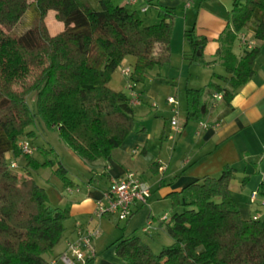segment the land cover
I'll list each match as a JSON object with an SVG mask.
<instances>
[{
  "label": "trees",
  "instance_id": "16d2710c",
  "mask_svg": "<svg viewBox=\"0 0 264 264\" xmlns=\"http://www.w3.org/2000/svg\"><path fill=\"white\" fill-rule=\"evenodd\" d=\"M121 1L99 0L96 10L89 0H0V264H50L47 257L70 217L69 205L48 204L28 171L32 155L18 147L26 127L40 118L57 127L64 143L86 163L105 159L135 126L129 93L108 86L111 74L132 56L129 82L144 84L149 70L170 59L174 8L146 1L158 10L159 21L144 25L138 11ZM49 11L63 24L54 34L47 25ZM243 30L264 42V0H233L213 60L224 67L223 76L215 74L224 85L186 86L187 118L202 119L214 93L229 105L254 75L260 46L248 47ZM186 35L191 50L185 57L201 62L206 38L192 31ZM235 42L241 53L233 49ZM29 93L34 94L33 110L26 101ZM138 93L141 100L142 87ZM7 153L15 160L9 163ZM21 155L27 165L19 172ZM55 172L66 179L62 165ZM233 174L226 167L217 177L201 176L170 192L171 207L181 211L160 220L172 243L154 253L136 233L121 237L115 246L121 264H264V217H242L230 192Z\"/></svg>",
  "mask_w": 264,
  "mask_h": 264
},
{
  "label": "crops",
  "instance_id": "0c3cea01",
  "mask_svg": "<svg viewBox=\"0 0 264 264\" xmlns=\"http://www.w3.org/2000/svg\"><path fill=\"white\" fill-rule=\"evenodd\" d=\"M146 1L148 0H138L137 3L142 7ZM155 1L159 5L169 7L175 4V0ZM120 4H123L122 1ZM50 14L55 15V13L49 11L47 14L48 28L50 27ZM52 17L55 18V16ZM58 24L52 27L57 29ZM240 34L248 47L259 45L260 53L255 62L254 75L236 91L229 105L221 99L211 98L212 105L208 108V113L199 120L186 117L185 104L184 113L180 115L178 122L179 132L171 140L168 138V131L170 132L171 128L169 127L168 131L162 128L159 139L165 141L166 145H159L158 151L150 158L147 156L150 135L143 123V116L146 114L143 112L148 105L147 100H155L156 95L150 89L146 91L142 88L140 103L133 105L134 108H138V111L134 112V120L137 124L123 143L114 148L105 159H99L91 164L82 159L79 160L90 176L86 177L84 190L79 192L81 198L70 202L71 222L66 225L61 240L54 247L52 254L47 257L50 264H64L56 258L66 251L68 241L75 239L74 230L75 224L78 223L77 218L91 213L94 217L95 203L103 197L110 179L124 175L128 171L136 172L150 186L151 196L156 189L157 200L168 202L166 198L170 192L180 190L201 176L217 177L224 168L231 167L234 169L232 179L240 175L242 181L241 186L237 184V181L234 184L230 181L229 185L231 195L238 203L242 217L248 218L255 214L264 217V207L255 204L254 209H247L239 204V197L237 198L232 193L234 190L237 195L244 193L246 186L250 193L264 182V155H262L264 151V42L256 41L249 31L243 30ZM238 53H241V48ZM214 63L223 67L217 60ZM218 75L223 76L224 74L218 73ZM127 91L130 92L129 86ZM174 112L178 111L174 110ZM7 155L8 153L6 157ZM161 159L165 162L163 163ZM148 171H150L149 178L145 175ZM98 172L102 178H105V183H101V176L100 180L96 179ZM261 199H264V196L259 195L256 202L261 203ZM154 204L155 200H152L151 203L147 201L146 204L138 206L134 214L126 220L127 224L122 237L137 233L138 230L145 233L150 229L160 230L162 215L158 219L159 227H155V222H153L155 215H152L151 209ZM89 219L91 222L92 217ZM149 221L151 222L150 227L144 231ZM161 229L165 231L164 228ZM91 263L98 264L96 256Z\"/></svg>",
  "mask_w": 264,
  "mask_h": 264
},
{
  "label": "rangeland",
  "instance_id": "374dc122",
  "mask_svg": "<svg viewBox=\"0 0 264 264\" xmlns=\"http://www.w3.org/2000/svg\"><path fill=\"white\" fill-rule=\"evenodd\" d=\"M89 1L94 9H100L99 0ZM114 2L120 4L121 0H114ZM187 2H189L188 6L186 5ZM125 6L128 10L136 9L144 25H150L159 21L158 10L154 7L147 6L146 11L142 12L140 11L141 5L138 3L127 4ZM232 7L233 0H175L173 6L175 15L172 18L170 59L160 68L156 67L149 70L144 84L135 86L137 91L142 87L146 91L150 89L156 95L155 100H147L149 106L147 105L145 112H143L146 113L143 116V123L146 125L147 132L150 135L147 155L150 158L158 151L159 145H166L165 141H160L159 139L160 130L164 128L165 131H168V128H171L170 120L176 118L179 122L180 115L184 113L186 86L202 87L208 84L209 81H216L224 85L223 82L217 79L215 74H225V70L220 65L215 64L213 60L216 58L217 37L219 32L227 25ZM52 16L55 15H49V32L54 34L63 29V24L58 20L56 21V18ZM56 23H59L57 29L52 27ZM188 31H192L197 36H205L206 38L201 62L190 61L185 57V54L191 50L189 39L186 35ZM233 49L236 52L239 51L238 42H235ZM207 62L210 63L208 64ZM133 65L134 58L127 56L111 74L108 86L115 91H122L127 94V87L130 85V82L128 76L122 73V69L126 67L132 68ZM14 86L16 88L19 87L18 84H14ZM168 97H171L175 102L173 104V111L172 104L167 102ZM26 101L31 110L35 109L33 93H29L26 96ZM174 109L178 112L175 113ZM135 111H138V108H134ZM169 135H172L171 130L170 132L168 131ZM20 140H25L34 148L31 154L34 162L29 164L28 171L36 183L44 189L50 206L63 208L70 205V202L81 198L79 192L84 190L86 177H89L90 174L88 176L87 170L79 161L81 159L60 138L57 127L48 126L42 119L37 118L26 127L25 134ZM169 142L172 143V141ZM6 158L9 163L11 160H15L12 153H8ZM161 161L165 162L162 159ZM16 162L18 168L15 170L19 172L27 165V159L23 155L19 156ZM51 163H53V166H51ZM59 165H62L66 169L65 177L67 180L55 172V168ZM149 173L150 171L145 174L148 178ZM100 176L101 174L99 173L96 179L100 180ZM235 177V179L231 180V183L234 184L237 181V184L241 186L240 175H236ZM101 183H105V178H102V176ZM69 188L72 189L71 192L68 191ZM245 190L244 193H240L239 195L235 193V190L232 192L234 196L239 197L238 201L240 205L247 207V209H254L253 206L255 204L264 207L260 202H252L250 200L251 192H248L247 186ZM254 190H257V188ZM155 191L156 189L153 191L151 199H148V202L151 203L152 200H155L154 208L152 207L151 209L152 215H155L154 225L155 227H159V216L166 214L169 220L174 211H181V208L174 210L168 198H166L168 202L158 201ZM259 195L261 194L259 193ZM91 217L92 221L90 222L89 218ZM70 222L71 218L69 217L65 221V226L70 224ZM77 222L83 228L99 230V234L93 238L98 264H121L120 259L115 255V246L117 240L123 236V230L127 224L126 220H119L114 214L104 215L99 219L95 216L93 217L91 213L90 215L82 216V218H77ZM161 225V228H164V223ZM161 228L160 230L150 229L146 233L138 230L136 233L142 241L149 245L154 253H159L163 247L172 243L171 237Z\"/></svg>",
  "mask_w": 264,
  "mask_h": 264
},
{
  "label": "built area",
  "instance_id": "2783aa9c",
  "mask_svg": "<svg viewBox=\"0 0 264 264\" xmlns=\"http://www.w3.org/2000/svg\"><path fill=\"white\" fill-rule=\"evenodd\" d=\"M125 4H135L138 0H123ZM189 5V2L186 4ZM147 6H142L141 11L145 12ZM122 73L129 77L131 70L130 67L122 69ZM136 84L130 81V102L132 105L140 103L139 93L135 91ZM213 98L221 99L219 93H214ZM169 104H175L171 97L167 98ZM174 107V106H173ZM175 110V109H174ZM172 135L168 138L173 140L175 135L180 130V125L176 118L170 120ZM18 147L23 154H32L34 148L25 140H19ZM135 152V151H134ZM264 155V151H262ZM12 167L16 166L15 162L11 163ZM69 192L72 189H68ZM264 196V182L260 184L257 190H253L250 194V200L252 202L257 200L258 194ZM151 196L150 186L134 171H128L124 175L112 177L109 181V185L103 197L96 201L94 215L97 218H101L104 215L114 214L119 220H127L132 212L135 211L138 206L147 203ZM261 204L264 205V199ZM260 214H255V218ZM161 220H167L168 216L163 214L160 217ZM151 222H147L144 231H147ZM76 237L72 241H68L66 251L57 256L56 259L62 261L64 264H87L88 261L93 260L96 256L94 249L93 238L99 234V230H90L83 228L80 223L75 224Z\"/></svg>",
  "mask_w": 264,
  "mask_h": 264
},
{
  "label": "water",
  "instance_id": "95a60500",
  "mask_svg": "<svg viewBox=\"0 0 264 264\" xmlns=\"http://www.w3.org/2000/svg\"><path fill=\"white\" fill-rule=\"evenodd\" d=\"M199 54H200V49L197 50V55H199Z\"/></svg>",
  "mask_w": 264,
  "mask_h": 264
}]
</instances>
